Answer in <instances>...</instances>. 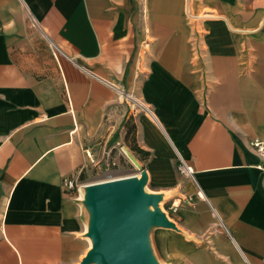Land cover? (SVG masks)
Segmentation results:
<instances>
[{
  "label": "crops",
  "instance_id": "0c3cea01",
  "mask_svg": "<svg viewBox=\"0 0 264 264\" xmlns=\"http://www.w3.org/2000/svg\"><path fill=\"white\" fill-rule=\"evenodd\" d=\"M257 139L264 0H0V264H82L64 180L112 166L181 203L198 264H264Z\"/></svg>",
  "mask_w": 264,
  "mask_h": 264
},
{
  "label": "water",
  "instance_id": "95a60500",
  "mask_svg": "<svg viewBox=\"0 0 264 264\" xmlns=\"http://www.w3.org/2000/svg\"><path fill=\"white\" fill-rule=\"evenodd\" d=\"M147 183L134 176L88 188L85 204L97 215L91 229L95 244L82 264H147L138 246L141 227L153 222L170 225L162 213L146 211L162 199L144 194Z\"/></svg>",
  "mask_w": 264,
  "mask_h": 264
},
{
  "label": "rangeland",
  "instance_id": "374dc122",
  "mask_svg": "<svg viewBox=\"0 0 264 264\" xmlns=\"http://www.w3.org/2000/svg\"><path fill=\"white\" fill-rule=\"evenodd\" d=\"M198 15L191 13L187 14V24L193 25L199 20L196 18ZM200 16H204V13H200ZM198 23V22H197ZM198 35H204V32L199 26L195 28ZM181 168V166H180ZM180 172L183 175L187 173ZM138 172L131 167L116 168L110 167L107 169L89 168L82 173L81 181L85 183H95L108 178L122 177L126 175L137 174ZM76 197H79L86 206V197L90 192L88 188L80 187L76 191ZM145 195H156L150 192L146 186L144 187ZM84 196V198L82 197ZM187 203L191 202L190 199H186ZM173 203V201L165 202L163 199H158L156 203L150 204L147 208V212H160L167 218L170 225L162 222H153L151 224L143 225L140 231L139 250L147 264H198L195 260L199 247L191 249L193 245L198 244L200 241L194 233L190 232L182 218L178 215L179 207L181 203L179 201ZM174 205L177 207V211L173 210ZM178 205V206H177ZM98 211V210H97ZM96 211V212H97ZM88 228L84 233V238L87 240L89 247L86 256L93 250L95 241L91 235L93 223L96 220L97 215L95 210L89 211ZM199 249H202L200 247ZM206 248H203V250Z\"/></svg>",
  "mask_w": 264,
  "mask_h": 264
},
{
  "label": "built area",
  "instance_id": "2783aa9c",
  "mask_svg": "<svg viewBox=\"0 0 264 264\" xmlns=\"http://www.w3.org/2000/svg\"><path fill=\"white\" fill-rule=\"evenodd\" d=\"M251 147L255 151V153L262 159L263 165L260 167L262 171H264V140H254L251 142ZM181 171L184 173H187L188 175H193V170L188 167L186 163H182L181 165ZM82 172H78L73 177L67 178L64 180V187L68 191H78L80 187L84 184L81 181ZM176 210V207H175ZM174 210V211H175Z\"/></svg>",
  "mask_w": 264,
  "mask_h": 264
},
{
  "label": "bare ground",
  "instance_id": "6f19581e",
  "mask_svg": "<svg viewBox=\"0 0 264 264\" xmlns=\"http://www.w3.org/2000/svg\"><path fill=\"white\" fill-rule=\"evenodd\" d=\"M144 177L141 176V180L144 179V180H148V174H143ZM134 177L133 175H127V176H124V177H119V178H114V179H107V180H102V181H99V182H95V183H85L82 185L83 188H92V187H96V186H100V185H104V184H108V183H112V182H116V181H121V180H124V179H130ZM84 198V196H82Z\"/></svg>",
  "mask_w": 264,
  "mask_h": 264
},
{
  "label": "trees",
  "instance_id": "16d2710c",
  "mask_svg": "<svg viewBox=\"0 0 264 264\" xmlns=\"http://www.w3.org/2000/svg\"><path fill=\"white\" fill-rule=\"evenodd\" d=\"M135 150H137V149H135Z\"/></svg>",
  "mask_w": 264,
  "mask_h": 264
}]
</instances>
